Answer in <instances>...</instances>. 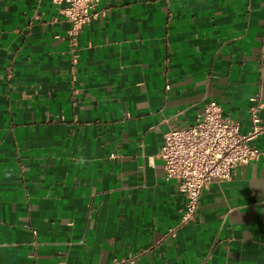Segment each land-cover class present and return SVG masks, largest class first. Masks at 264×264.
Here are the masks:
<instances>
[{
	"label": "crops",
	"instance_id": "obj_1",
	"mask_svg": "<svg viewBox=\"0 0 264 264\" xmlns=\"http://www.w3.org/2000/svg\"><path fill=\"white\" fill-rule=\"evenodd\" d=\"M91 13L73 29L51 0H0V264H264V155L209 183L173 238L184 197L157 157L209 100L250 128L264 0Z\"/></svg>",
	"mask_w": 264,
	"mask_h": 264
},
{
	"label": "built area",
	"instance_id": "obj_2",
	"mask_svg": "<svg viewBox=\"0 0 264 264\" xmlns=\"http://www.w3.org/2000/svg\"><path fill=\"white\" fill-rule=\"evenodd\" d=\"M98 1L51 0L73 29L92 18ZM262 108L264 102L259 94L250 97L247 112L251 124L242 132L237 120L224 116L219 103L209 100L193 123L167 130L157 157L162 161L164 179L174 182L184 201L177 223L166 229L165 237H175L182 224L193 220L201 193L209 183L229 180L236 168L264 155V149L251 143L264 134V121L259 115Z\"/></svg>",
	"mask_w": 264,
	"mask_h": 264
}]
</instances>
